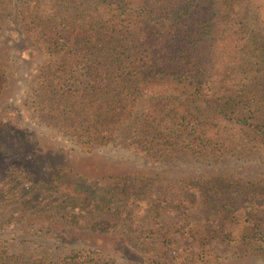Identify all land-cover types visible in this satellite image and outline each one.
Masks as SVG:
<instances>
[{"label": "rangeland", "instance_id": "obj_1", "mask_svg": "<svg viewBox=\"0 0 264 264\" xmlns=\"http://www.w3.org/2000/svg\"><path fill=\"white\" fill-rule=\"evenodd\" d=\"M199 2L170 28L197 35L210 13ZM83 9L88 19L109 11ZM14 16L9 8L0 13V142L7 146L0 150V241L8 256L21 264H52L71 251L109 264H264V147L230 140L224 156L181 151L150 160L138 145L139 112L148 104L104 145H82L39 97V70L57 57ZM188 105L229 139L224 119L200 101ZM19 169L25 175L17 179ZM30 171L35 177L25 178ZM35 182L45 190L33 200L27 190Z\"/></svg>", "mask_w": 264, "mask_h": 264}, {"label": "trees", "instance_id": "obj_2", "mask_svg": "<svg viewBox=\"0 0 264 264\" xmlns=\"http://www.w3.org/2000/svg\"><path fill=\"white\" fill-rule=\"evenodd\" d=\"M19 1L0 0V13L9 8L14 17L19 14L28 37L57 57L39 70V97L82 145H104L148 104L139 112L138 145L150 160L181 151L224 156L230 140L264 147V0H205L210 13L195 36L170 26L192 17L199 0ZM89 5L109 11L88 19L81 13ZM189 100L224 119L229 139L216 124L196 117ZM5 143L0 142L4 153ZM25 150L20 153L31 157ZM18 172L25 175L19 169L13 176ZM32 177L30 171L25 178ZM34 185L28 197L42 198L45 186ZM0 264H21L8 256L2 241ZM52 264L109 262L71 251Z\"/></svg>", "mask_w": 264, "mask_h": 264}]
</instances>
